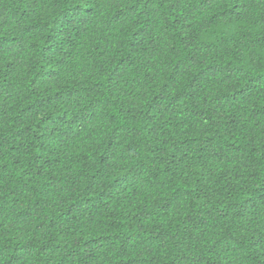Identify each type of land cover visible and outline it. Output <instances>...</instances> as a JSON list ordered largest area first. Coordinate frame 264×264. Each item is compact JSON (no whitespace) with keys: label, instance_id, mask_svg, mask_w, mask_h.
Here are the masks:
<instances>
[{"label":"trees","instance_id":"trees-1","mask_svg":"<svg viewBox=\"0 0 264 264\" xmlns=\"http://www.w3.org/2000/svg\"><path fill=\"white\" fill-rule=\"evenodd\" d=\"M0 264H264V0H0Z\"/></svg>","mask_w":264,"mask_h":264}]
</instances>
